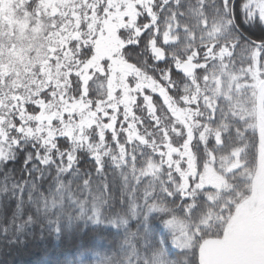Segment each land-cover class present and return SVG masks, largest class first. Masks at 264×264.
Instances as JSON below:
<instances>
[{
    "label": "snow or ice",
    "instance_id": "6c2138e0",
    "mask_svg": "<svg viewBox=\"0 0 264 264\" xmlns=\"http://www.w3.org/2000/svg\"><path fill=\"white\" fill-rule=\"evenodd\" d=\"M33 248L264 264V0H0V264Z\"/></svg>",
    "mask_w": 264,
    "mask_h": 264
},
{
    "label": "trees",
    "instance_id": "16d2710c",
    "mask_svg": "<svg viewBox=\"0 0 264 264\" xmlns=\"http://www.w3.org/2000/svg\"><path fill=\"white\" fill-rule=\"evenodd\" d=\"M51 249L49 250V254H41L37 255V252H41V249L39 248H33L28 252H25L21 255H18L16 259L20 262V264H37L38 261L41 259H49L52 258L50 256ZM57 253L60 251L59 249L56 250Z\"/></svg>",
    "mask_w": 264,
    "mask_h": 264
}]
</instances>
